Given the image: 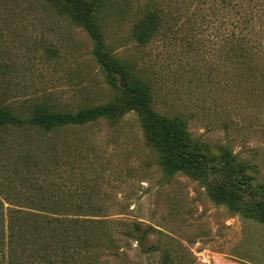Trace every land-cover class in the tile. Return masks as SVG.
<instances>
[{"label": "rangeland", "instance_id": "374dc122", "mask_svg": "<svg viewBox=\"0 0 264 264\" xmlns=\"http://www.w3.org/2000/svg\"><path fill=\"white\" fill-rule=\"evenodd\" d=\"M241 2L247 5L105 0L100 19L105 43L152 85L155 111L183 114L191 135L215 158L230 152L254 184L264 185V92L234 87L225 58L227 42L247 34L243 8L235 9ZM151 10L161 15V32L142 45L133 29ZM92 50L89 34L47 0H0V102L17 113H30L36 103L75 111L108 102L114 91ZM29 135V149L60 169L48 189L92 193L83 209L100 212L112 230L115 241L104 240L110 248L99 250L98 264H264V223L212 199L209 186L220 174L198 179L180 171L167 178L135 112L114 124ZM8 142L15 144V136ZM6 159L0 154V200L13 203L20 177ZM135 221L153 227L149 243L156 251L145 253L122 234Z\"/></svg>", "mask_w": 264, "mask_h": 264}, {"label": "trees", "instance_id": "16d2710c", "mask_svg": "<svg viewBox=\"0 0 264 264\" xmlns=\"http://www.w3.org/2000/svg\"><path fill=\"white\" fill-rule=\"evenodd\" d=\"M47 1L59 15L69 17L89 34L93 41L92 55L114 95L104 104L84 105L75 111L36 103L30 113H17L0 102V154H5L9 165L16 163L14 174L20 177L15 185L20 191L13 193L16 200L13 203L0 200V264H98L99 250L110 248L104 245V240L115 241L112 230L100 212L83 209L91 206L92 193L71 192L60 185L57 190L48 189L52 186L49 179L60 169L50 167L45 155L29 149V133L46 135L101 120L114 124L129 112L139 116L146 140L159 154V164L167 178L180 171L198 179L220 174L222 178L209 186L212 199L232 213L264 223V193L258 199L253 198L256 191L258 194L264 191V185L254 184L246 165L234 163L230 152L215 158L191 135L183 114L155 111L150 82L133 63L115 55L105 43L100 19L105 0ZM236 4V10L243 8L240 26L241 31L246 27L247 34H235L227 42L225 58L234 87L244 84L251 91L264 92V0ZM161 25V15L148 11L135 24L132 36L139 44H148L161 32ZM19 132L24 135L18 137ZM12 136L15 144L8 142ZM42 152L48 155L54 151ZM219 164H223L222 169ZM5 203L9 204L6 208ZM153 231L152 226L135 221L122 234L137 241L147 253L157 250L149 243Z\"/></svg>", "mask_w": 264, "mask_h": 264}]
</instances>
